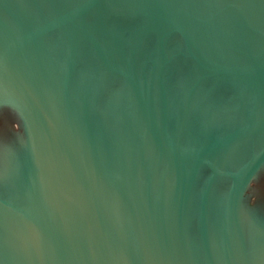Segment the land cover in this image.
<instances>
[{"label":"water","instance_id":"water-1","mask_svg":"<svg viewBox=\"0 0 264 264\" xmlns=\"http://www.w3.org/2000/svg\"><path fill=\"white\" fill-rule=\"evenodd\" d=\"M5 112L0 264H264V0H0Z\"/></svg>","mask_w":264,"mask_h":264},{"label":"flooded vegetation","instance_id":"flooded-vegetation-1","mask_svg":"<svg viewBox=\"0 0 264 264\" xmlns=\"http://www.w3.org/2000/svg\"><path fill=\"white\" fill-rule=\"evenodd\" d=\"M4 117H0V127L9 134L10 132H14L12 130L14 127L18 128V126L15 124V115L12 112H5ZM0 128V129H1ZM254 186V183L252 184Z\"/></svg>","mask_w":264,"mask_h":264}]
</instances>
